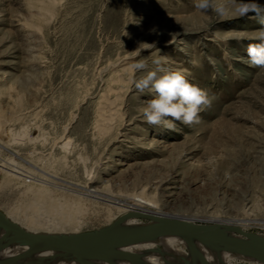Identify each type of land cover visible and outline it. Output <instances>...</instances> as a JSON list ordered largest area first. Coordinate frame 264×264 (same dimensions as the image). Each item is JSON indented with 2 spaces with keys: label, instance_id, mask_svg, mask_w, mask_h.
I'll use <instances>...</instances> for the list:
<instances>
[{
  "label": "rangeland",
  "instance_id": "374dc122",
  "mask_svg": "<svg viewBox=\"0 0 264 264\" xmlns=\"http://www.w3.org/2000/svg\"><path fill=\"white\" fill-rule=\"evenodd\" d=\"M243 2L264 9V0ZM213 3L225 9L223 15L197 9L194 0H0V157L38 175L55 173L48 186L76 181L89 168L99 179L94 185L120 195L144 192L159 213L172 217L264 220V67L253 65L248 54L250 46L264 44V11L241 16L235 11L241 0ZM45 4L52 6L41 8ZM153 41L156 47L134 57L132 51ZM141 59L148 70L160 59L165 70L184 74L208 93L211 106L200 112L199 123L150 125L143 110L155 93L134 87L146 70L130 71L124 119L109 135L94 137L91 123L107 65ZM17 100L28 112L19 122L13 120ZM21 126L28 137L14 140ZM61 135L71 142L67 156ZM0 184L1 208L28 223L29 186L2 170ZM106 223L92 220L82 230L106 229ZM247 231L264 237L258 225ZM54 234L70 232L40 235ZM179 249L190 252L186 245Z\"/></svg>",
  "mask_w": 264,
  "mask_h": 264
},
{
  "label": "bare ground",
  "instance_id": "6f19581e",
  "mask_svg": "<svg viewBox=\"0 0 264 264\" xmlns=\"http://www.w3.org/2000/svg\"><path fill=\"white\" fill-rule=\"evenodd\" d=\"M51 6V4H45L41 8L47 9ZM131 64L132 62L122 60L121 62L118 61L107 65L108 76L102 82L103 87L99 93L91 123L94 137L102 138L109 135L115 126L124 119L122 105L125 96L124 92L128 89V82L131 80L128 74L131 71ZM79 87L81 86L79 85ZM16 103L18 109L15 111L13 120L19 122L26 118L25 116L28 112L24 111L26 108H23L21 101L17 100ZM2 118L4 117L0 109V134L4 130ZM28 134L26 126H21L12 137L14 140L22 141L28 137ZM60 141L61 149L66 155V152L71 148V142L70 140H65L62 135ZM73 150L72 148V153L74 152ZM8 158L0 157V170L15 179L16 182L29 186L25 190H29L30 193H33V196L31 195L32 203L29 202L32 211V214L30 213L32 216L30 215V217L32 218L28 223L26 221L23 222L22 218H17L19 216L15 217V215H12V211L7 216L27 231L36 234H45L48 231H69L70 234L65 235H73L83 233L82 226L87 222L104 219L107 222L106 229L114 226V230L125 234L140 231L153 224L148 220H146L147 224L138 223V220L142 219L139 215L141 212L159 213L156 210L157 202L153 200L154 198L151 199V197L145 196L144 192L133 195H120L119 193L110 192L106 185L101 187L94 185L99 179L89 168H83L81 175L77 176L78 178L75 176L76 179H74L76 181L59 178L61 182L49 184V187L47 180L56 177L55 173L45 172L38 175L30 169L20 168L17 164L18 162L16 163L12 160V157L11 159ZM57 158L64 162L66 160L61 157ZM37 169L40 170V168ZM68 175L66 176L68 177ZM30 184H34V189ZM13 211L16 212V210ZM122 216L126 217L122 219ZM216 221L223 226H228L226 228L223 227L228 237L264 249V237L262 235L257 236L250 233L251 239L248 240L234 229V227H239L247 232V228L255 224L264 230V220ZM229 227L233 229H229ZM22 244L0 228V264L24 252L27 246ZM180 245L189 247L190 252L187 254L185 251H181L179 249ZM117 252L129 253L131 258H124L118 255ZM100 254L103 258L76 257L61 251L40 249L10 264H231L230 261L236 259L244 261L258 260V258L247 255L243 251L226 249L222 243H214L207 239H197L185 235H163L134 241L122 246L104 248L100 251Z\"/></svg>",
  "mask_w": 264,
  "mask_h": 264
},
{
  "label": "water",
  "instance_id": "95a60500",
  "mask_svg": "<svg viewBox=\"0 0 264 264\" xmlns=\"http://www.w3.org/2000/svg\"><path fill=\"white\" fill-rule=\"evenodd\" d=\"M140 217L153 224L140 231L120 233L114 226L108 229L83 232L73 235H40L25 230L20 224L0 212V228L8 235L13 236L27 246L26 250L17 256L3 262H11L37 249H51L71 254L76 257H102L100 251L112 246H122L134 241L150 239L163 235H185L197 239H207L214 243H222L226 249L240 250L264 263V249L246 242L228 237L223 225L218 222L201 223L187 218L172 217L164 213L141 212ZM126 216H122L124 219ZM246 239H251L250 232L234 227ZM118 255L130 259L126 252H117Z\"/></svg>",
  "mask_w": 264,
  "mask_h": 264
},
{
  "label": "clouds",
  "instance_id": "9594fccd",
  "mask_svg": "<svg viewBox=\"0 0 264 264\" xmlns=\"http://www.w3.org/2000/svg\"><path fill=\"white\" fill-rule=\"evenodd\" d=\"M194 6L200 10L212 8L221 15L225 12L222 6L214 5L213 0H194ZM235 11L241 16L249 12L259 15L264 9L255 2H243L241 0ZM150 32L158 34L155 27L150 29ZM260 37L264 39V33H261ZM153 47H156L155 41L152 43L144 42L143 48L137 47L132 52L135 57L139 56L142 50ZM248 54L253 65L264 67V44L250 46ZM152 63L155 67L151 70H148V63L143 59L132 63L130 66V70L133 72L146 70V75L133 81L135 89L141 94L146 90L149 93H155L154 98L143 110L146 122L150 125L163 123L168 129H175V121L185 125L199 123L200 112L212 104V99L208 93L189 82L184 74L178 71L165 70L160 59H153ZM167 117H171V119H165Z\"/></svg>",
  "mask_w": 264,
  "mask_h": 264
},
{
  "label": "crops",
  "instance_id": "0c3cea01",
  "mask_svg": "<svg viewBox=\"0 0 264 264\" xmlns=\"http://www.w3.org/2000/svg\"><path fill=\"white\" fill-rule=\"evenodd\" d=\"M0 212L4 213V214L7 216L6 211H5L4 209H2L1 206H0ZM7 217H8V216H7ZM8 218H9V217H8Z\"/></svg>",
  "mask_w": 264,
  "mask_h": 264
}]
</instances>
